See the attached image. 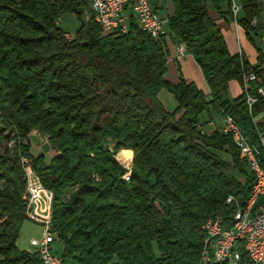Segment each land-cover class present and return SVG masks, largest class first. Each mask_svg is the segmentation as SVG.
Returning a JSON list of instances; mask_svg holds the SVG:
<instances>
[{
    "label": "trees",
    "instance_id": "16d2710c",
    "mask_svg": "<svg viewBox=\"0 0 264 264\" xmlns=\"http://www.w3.org/2000/svg\"><path fill=\"white\" fill-rule=\"evenodd\" d=\"M207 1L233 19L231 0H173L167 16V34L199 65L205 93L165 78V37L154 39L134 22L126 33H103L89 0H0V264H43L38 252L16 243L28 219L23 157L53 191L50 229L63 242V259L203 264L204 222L219 217L228 225L255 180L251 171L244 181L235 177L232 169L242 168L231 136L202 131V118L232 117L248 149L264 156V99L257 92L264 52L254 41L264 33V0H240L236 15L257 52L254 63L229 53ZM65 14L79 21L73 37L59 26ZM249 70L256 80L244 89ZM230 80L242 89L233 97ZM162 88L174 96V109L158 98ZM247 95L255 98L250 106ZM31 130L55 151L49 162L31 154ZM240 255V264H253L242 247Z\"/></svg>",
    "mask_w": 264,
    "mask_h": 264
},
{
    "label": "built area",
    "instance_id": "2783aa9c",
    "mask_svg": "<svg viewBox=\"0 0 264 264\" xmlns=\"http://www.w3.org/2000/svg\"><path fill=\"white\" fill-rule=\"evenodd\" d=\"M89 3L94 4L96 23L103 33H126L130 23L134 22L154 39L167 35L168 19L158 14L152 0H89ZM239 8L240 6L232 3L233 16L237 14ZM66 36L69 38L68 35ZM260 39L264 43V33ZM177 51L183 55L186 49L183 44H179ZM255 80L256 76L252 71L244 72L242 76L244 89ZM257 92L264 99V87L259 86ZM254 101L255 98L247 95L249 106ZM218 130L231 136L241 157L247 162L256 180V192L254 195H249L244 206L237 208L228 225L219 217L209 218L204 222L208 231V247L203 250V264H240L241 255L238 250L240 240H248L249 249L254 250L255 257L264 263V201L263 205L255 206L254 216H247V207L253 206V199L261 197V191L264 189L262 176L253 157L248 154L247 139L238 136L237 123L233 118L223 117ZM261 142L264 145V138ZM26 184H30V191H25L23 196L26 216L42 226L41 235L31 238L29 244L38 252L43 264H65L64 259L54 254L51 249V243L54 239H58L50 229L53 191L40 182L33 170ZM231 200V196L226 199L227 202Z\"/></svg>",
    "mask_w": 264,
    "mask_h": 264
},
{
    "label": "crops",
    "instance_id": "0c3cea01",
    "mask_svg": "<svg viewBox=\"0 0 264 264\" xmlns=\"http://www.w3.org/2000/svg\"><path fill=\"white\" fill-rule=\"evenodd\" d=\"M152 2L156 7L157 12L158 10L161 11V9H163V6L161 5V2L159 0H152ZM219 9L220 11H226L227 7L225 5L224 10H221L220 7ZM172 11H173V3L171 7V12L170 13L168 12V14H163L160 16L167 18V16L171 14ZM239 12L241 13L240 8L237 14H239ZM208 14L210 18H212L216 22L218 28L223 34L229 53L233 54V53L243 52L248 58L250 63L256 62L257 52L254 46L246 38L243 28L238 24L236 20L237 14L233 16V19L231 20H227L224 17H222L216 8H214L213 10H208ZM165 43L168 50L165 78L173 83L178 82L180 79H183L186 82H193L199 89L203 90L205 93H208L207 84L202 74V71L199 65L194 60L193 56L189 54L187 51H185L183 55H180L177 51L178 44H176L173 41L172 36L168 34L165 36ZM263 80H264V75H263ZM231 88L232 91H230ZM241 90H242L241 85L237 80L229 81L228 93L230 91L229 93L230 97L236 96L238 93L241 92ZM158 98L161 100V102L163 103L164 107L167 110H172L175 108L176 100L174 96L165 88L160 89V91L158 92ZM35 133L37 132L32 131L30 133V139L31 136H34ZM38 138L39 140H41L40 137ZM51 154L52 156L55 154V151L53 149Z\"/></svg>",
    "mask_w": 264,
    "mask_h": 264
},
{
    "label": "rangeland",
    "instance_id": "374dc122",
    "mask_svg": "<svg viewBox=\"0 0 264 264\" xmlns=\"http://www.w3.org/2000/svg\"><path fill=\"white\" fill-rule=\"evenodd\" d=\"M161 2V5L163 6V9L158 10V14L159 15H163V14H168V12H171V7H172V0H159ZM232 1V0H231ZM235 3L237 6H240V0H233L232 3ZM231 3V6H232ZM207 7L208 10H213L215 7L213 6V3L210 1H207ZM220 8L221 10H224L225 8V4H220ZM264 8V7H263ZM240 14V12H239ZM90 16L89 10L86 12L84 11L82 13V19H87ZM259 22L264 25V10H262V12L260 13V17H259ZM79 25V21L77 20V18L73 15V14H65L61 17L60 21H59V26L66 31L69 36L73 37L77 27ZM168 32V31H167ZM255 44L257 46H259L261 48V50H263L264 52V43L261 41L259 34L254 38ZM264 86V85H263ZM230 91H232V88L230 89ZM229 91V93H230ZM204 120H202L204 123V125L201 126L202 131L204 132H210L214 129H218L219 126L221 125V119L217 116H213L211 120L208 119L207 116L204 115V117L202 118ZM259 120L264 119V111L263 113L258 117ZM32 131H36L37 133L34 134V136H31L30 139V133ZM28 136L29 139V143H30V152L32 155L36 156L39 154H43L44 155V159L46 162H49L51 157H52V149L49 145L47 137L38 132L37 130H31ZM37 136V137H36ZM41 138V140H39V138ZM113 141L109 140L106 142V146L109 149L113 148ZM220 155L225 158L226 160L230 162V157L229 155H227L225 152H220ZM117 159L119 160V162L124 165L126 168H129L130 165H128L129 160L127 161H121L120 155L117 153L116 155ZM22 164H23V170L25 172V186H26V174L29 173L31 174L32 172V167H31V160L28 157H23L21 160ZM237 164L242 168V171L237 172V170L232 169V172L234 173L235 177L241 181H244L246 178V174L250 173V170L248 168L247 165H245V159L241 157L240 153L237 156ZM128 165V166H127ZM246 173V174H245ZM128 176H125V178H127ZM42 232V226L38 223H35L29 219H26L20 229V233H19V237L17 239V245L22 248V249H26V250H32V246L29 244V241L31 238L33 237H39L41 235ZM51 249L52 252L58 256H62L63 253V242L60 239H54V241L51 243ZM65 264H76L75 261L73 259H71L70 257H65L64 258Z\"/></svg>",
    "mask_w": 264,
    "mask_h": 264
},
{
    "label": "bare ground",
    "instance_id": "6f19581e",
    "mask_svg": "<svg viewBox=\"0 0 264 264\" xmlns=\"http://www.w3.org/2000/svg\"><path fill=\"white\" fill-rule=\"evenodd\" d=\"M91 5V9L94 13L95 16V21H96V14H95V7L93 3H90ZM238 131V136L241 139H244V136L241 134V132L239 131V129L237 128ZM248 154L251 155V157H253L254 163L256 165H258V171L260 173V175L262 176V181L264 183V156L261 155V153L256 150V149H248ZM121 161H127V158L123 155H120L119 158ZM27 180H30V174L27 173ZM26 191H30V184L26 185ZM256 192V180L254 181V184L252 186L250 195H254ZM261 197H264V189L263 191H261ZM53 198V195H52ZM259 198H255L253 199V206H248L247 207V216H254L255 214V206H261L263 205V201L262 202H258ZM202 229L204 231V241H203V250H205L208 247V231H206L205 226L203 224ZM240 247L243 248V250H245L247 252V255L249 256V259L253 262V264H264L262 262H260L258 260L257 257H255V253L254 250L249 249V241L248 240H240L238 242V250H240ZM203 250L201 253V262L203 263Z\"/></svg>",
    "mask_w": 264,
    "mask_h": 264
}]
</instances>
